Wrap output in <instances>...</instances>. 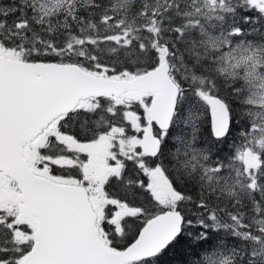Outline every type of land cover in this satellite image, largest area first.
I'll return each mask as SVG.
<instances>
[{
    "label": "snow or ice",
    "instance_id": "obj_1",
    "mask_svg": "<svg viewBox=\"0 0 264 264\" xmlns=\"http://www.w3.org/2000/svg\"><path fill=\"white\" fill-rule=\"evenodd\" d=\"M182 241L264 264V0H0V264Z\"/></svg>",
    "mask_w": 264,
    "mask_h": 264
},
{
    "label": "trees",
    "instance_id": "obj_2",
    "mask_svg": "<svg viewBox=\"0 0 264 264\" xmlns=\"http://www.w3.org/2000/svg\"><path fill=\"white\" fill-rule=\"evenodd\" d=\"M224 151L227 152L229 151L228 146L225 144L224 145ZM183 241L181 244H178L174 249H171L169 252V255L167 257L168 260L172 261L173 264H179L180 259L182 258V249H183Z\"/></svg>",
    "mask_w": 264,
    "mask_h": 264
},
{
    "label": "rangeland",
    "instance_id": "obj_3",
    "mask_svg": "<svg viewBox=\"0 0 264 264\" xmlns=\"http://www.w3.org/2000/svg\"><path fill=\"white\" fill-rule=\"evenodd\" d=\"M227 145V144H226Z\"/></svg>",
    "mask_w": 264,
    "mask_h": 264
}]
</instances>
